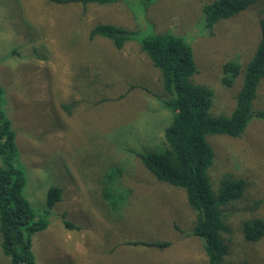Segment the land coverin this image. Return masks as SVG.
Instances as JSON below:
<instances>
[{
    "label": "rangeland",
    "instance_id": "1",
    "mask_svg": "<svg viewBox=\"0 0 264 264\" xmlns=\"http://www.w3.org/2000/svg\"><path fill=\"white\" fill-rule=\"evenodd\" d=\"M213 1L0 0L2 109L26 176L23 196L42 214L47 189L62 190L46 228L31 236L36 264H207L203 240L190 234L194 212L184 191L157 181L135 154L161 151L172 118L159 99V71L139 47L144 38L170 34L189 44L193 80L213 92L211 115L231 114L242 75L226 87L222 66L252 58L264 0L207 29L203 8ZM97 25L123 28L130 37L117 49L89 37ZM250 109L264 111V78ZM207 140L215 154L211 188L228 177L247 184L242 198L225 207L231 232L223 234L222 264H264V236L248 243L241 233L243 221L264 220V120L252 116L240 138ZM117 168L114 188L126 196L121 212L100 198L105 173ZM140 241L170 245L134 244ZM1 250L0 263L9 264Z\"/></svg>",
    "mask_w": 264,
    "mask_h": 264
},
{
    "label": "trees",
    "instance_id": "2",
    "mask_svg": "<svg viewBox=\"0 0 264 264\" xmlns=\"http://www.w3.org/2000/svg\"><path fill=\"white\" fill-rule=\"evenodd\" d=\"M50 1L88 5L116 0ZM261 1L214 0L203 8L205 27L210 29L219 20L230 19ZM258 23L260 40L248 63L241 66L229 62L222 66L221 83L226 87H231L234 80L242 75V84L228 117L211 115L213 92L208 86L194 82L197 68L193 52L182 38L160 34L144 38L138 43L141 51L159 71L163 90L159 99L172 118L164 129L161 151L136 153L135 156L157 181L184 191L186 201L194 212V226L190 234L203 240L207 264H222L228 252L223 234L231 232L225 222V207L241 199L247 185L242 178L228 177L221 179L214 190L211 188L207 172L215 154L207 140L208 136L240 138L252 116L264 120V111L252 115L250 109L258 85L264 78V9L260 11ZM89 37L108 39L119 49L130 35L120 27L97 25L91 28ZM3 96L4 90L0 86V246L3 254L9 258V264H36L31 251V236L46 228L45 218L62 200V190L56 186L47 189L42 214L32 209L23 196L26 176L17 162L14 132L2 109ZM121 171L117 168L105 173L100 190L102 201L119 212L126 196L116 192L114 182ZM241 233L248 243L259 241L264 236V220L252 217L243 221ZM134 244L158 248L170 245L156 241Z\"/></svg>",
    "mask_w": 264,
    "mask_h": 264
}]
</instances>
